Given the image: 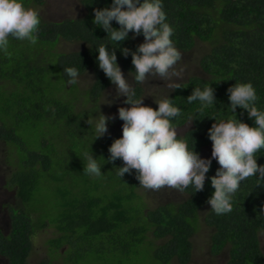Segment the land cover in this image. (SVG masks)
Listing matches in <instances>:
<instances>
[{"label": "trees", "instance_id": "1", "mask_svg": "<svg viewBox=\"0 0 264 264\" xmlns=\"http://www.w3.org/2000/svg\"><path fill=\"white\" fill-rule=\"evenodd\" d=\"M47 1L23 0L35 9ZM111 3L80 0L85 10L80 18L46 21L41 17L36 44L13 40L10 54H0V150L8 152L7 167L1 175L4 190L15 193L16 200V206L3 207L9 214V229L5 231L0 225V257L6 264H35L30 261L34 237L52 226L57 228V235L43 242L51 259L36 264L60 259L62 264H189L203 214L205 225L211 229L212 256L226 253L225 264H264L260 243L264 234V184L257 185L255 177L243 182L234 195L232 212L218 216L209 212L207 203L214 192L210 178L220 167L215 159L202 191L186 189L181 201L157 207L149 205L136 170L122 178L115 174V169L123 166L119 158L102 166V177L83 174L85 151H92L103 163L102 157L107 161L110 155L107 142L122 136L110 131L92 143L86 122L87 113L98 110L100 96L113 86L96 62L95 48L105 42L101 40L107 33L93 23L94 9ZM163 3L175 30L174 43L181 52H190L199 41L212 44L210 52L200 59L204 77H190L183 83L185 88L169 95L182 109L174 126L191 125L179 136L190 146L195 141L201 156L212 144L208 130L215 121L208 117L227 119L233 115L228 106L229 87L251 82L259 97L256 106L264 109V0ZM113 27L119 25L113 22ZM133 35L130 32L121 47L135 51L139 45L136 38L144 37ZM61 42L85 48L62 52ZM116 54L125 72L134 71L131 54L125 57L119 49ZM72 66L80 69L81 76L90 73L94 78L81 107L74 95L76 85H67L63 73L64 67ZM210 86L215 89L216 105L197 114L199 102L189 104L186 98L195 87ZM134 87L137 95H142V85ZM235 114L253 126L246 110L237 107ZM33 129H40L43 138L37 148L30 149L20 133ZM100 145L104 152L97 148ZM257 155V163L264 165V150Z\"/></svg>", "mask_w": 264, "mask_h": 264}, {"label": "clouds", "instance_id": "2", "mask_svg": "<svg viewBox=\"0 0 264 264\" xmlns=\"http://www.w3.org/2000/svg\"><path fill=\"white\" fill-rule=\"evenodd\" d=\"M113 22L119 27H113ZM93 23L107 33L105 39H100L105 42L95 48L98 67L115 86L116 98L126 97L124 103L130 107L118 109V118L123 121L122 136L110 145L108 160L102 157L104 162L100 163L101 157L95 158L92 151H85L83 174L92 178L102 177V166L119 158L123 166L116 168L115 174L122 178L125 173L136 170L140 188H171L181 192L191 189L196 193L204 189L206 174L215 159L220 167L210 178L214 192L207 203L209 212L218 216L232 212L233 197L243 182L255 177L259 181L257 185L264 184V165L257 163V154L264 150V109L256 106L259 97L251 82H236L227 89L228 106L233 115L227 119L208 117L215 121L208 130V138L212 142L211 158H201L195 150V141L190 146L174 126L182 109L169 93L185 88L183 81L187 66L182 63V53L174 43L175 30L168 22L163 0H112L110 6L94 9ZM40 25L39 11L26 6L23 0H0V54H10L13 40L36 44ZM130 32L134 34L133 38L144 37V42L135 51L121 47L129 39ZM117 49L125 57L131 54L134 71L126 73L132 81L125 77L117 63ZM63 73L69 86L78 85L83 76L75 66L64 67ZM153 79L165 82L163 88L168 89L167 94L138 96L134 85H144ZM214 93L212 86L195 87L186 100L189 104L199 102V114L204 108L216 105ZM74 95L83 96L78 88ZM146 95L154 97L157 108L144 105ZM112 103L114 100L104 92L99 98L98 110L87 113L92 143L108 133L109 121L116 118L100 111L101 104ZM237 107L246 110L254 122L253 126L237 119Z\"/></svg>", "mask_w": 264, "mask_h": 264}, {"label": "rangeland", "instance_id": "3", "mask_svg": "<svg viewBox=\"0 0 264 264\" xmlns=\"http://www.w3.org/2000/svg\"><path fill=\"white\" fill-rule=\"evenodd\" d=\"M40 13V16L46 20V21H61L63 19H76L80 18L84 14V8L80 4V0H48L46 5L43 7H40L37 9ZM137 43L141 44L144 42L141 38H136ZM212 44L210 42H197L195 48L191 50L188 53H182V63L187 66L185 76H184V82L188 81L190 77L192 76H199L204 77L203 73L200 69V59L207 55L211 50ZM85 48L81 44H74V43H67V42H61L59 49L62 52H73L77 49H83ZM122 72L124 73L125 77L132 81V78L121 68ZM164 81L159 79H153L150 80L148 83L142 85V95L147 93H158L160 95H166L168 92L167 88H163ZM92 84V78L90 74H85L81 77L80 83L76 85V87L79 89L81 95L83 96H76V100L79 99V106L81 107V104H83V101H86L88 96L87 90L90 88ZM171 91L169 95L172 93ZM86 93V94H85ZM105 94L108 95L109 99L114 100V103L111 105L107 104H101L100 105V111L104 113L107 116H114L116 117L114 120H110L108 123V132L112 131V133L122 134V125L123 121L118 118V109L119 107H130L129 105H126L124 103L126 97H119L116 98V92H115V86H111L105 91ZM71 97H74L72 95H69ZM67 96V97H69ZM144 105L150 106L152 108H157L158 105L154 102V97L152 96H145L143 100ZM99 106L98 103L96 105ZM191 128V125L188 123L183 127L177 128L178 135L184 134L186 131H188ZM20 132V131H19ZM39 130H30L28 134L26 132H21L20 135L23 138H27V145L30 149H35L38 146L39 141L43 138V134ZM41 134V135H40ZM106 136V135H105ZM104 137V136H103ZM104 140V139H103ZM113 140H110L107 142L109 145L113 143ZM101 143V142H100ZM106 144L107 146H109ZM97 148L100 151H105V148L100 146H97ZM99 151V152H100ZM211 152H212V144L207 148L204 149L201 158H211ZM17 154V153H16ZM103 154L100 152L99 155ZM104 155V154H103ZM214 160V159H213ZM10 170L12 167H9ZM8 168V169H9ZM10 172V171H9ZM145 196L147 198V201L149 205L152 207H157L158 205L168 203V202H176L181 201L184 199L185 194H183L181 191H177L175 189L171 188H161L159 190H146ZM3 205V207H14L16 206V200L13 196V193H7L6 191L0 190V206ZM35 206V205H34ZM12 212V210H10ZM8 216L7 211L0 207V223L3 225L2 228L7 231L9 228L8 225ZM200 229L196 233L194 239H193V245H194V254L192 261L189 264H225L227 261L226 259V253L221 254L219 256H212L209 253L210 248V234L211 229L207 227L204 223L203 214L200 215ZM58 233V230L56 227L52 226H46L45 229H42L35 237V248L33 250V254L30 258V261L32 263H38L43 260H48L49 255L51 256V252H49L48 247H46L43 242L45 240H48L54 236H56ZM260 243L261 248L263 249L264 253V234L260 235ZM63 259L53 261L52 264H62ZM0 264H6V261L3 260L0 257ZM173 264H179L178 262H174Z\"/></svg>", "mask_w": 264, "mask_h": 264}, {"label": "flooded vegetation", "instance_id": "4", "mask_svg": "<svg viewBox=\"0 0 264 264\" xmlns=\"http://www.w3.org/2000/svg\"><path fill=\"white\" fill-rule=\"evenodd\" d=\"M6 163H8V152H7L6 149L5 150L3 149V150H0V190H2V191H5L4 188H3L5 180H4L3 176L1 175V172H2V170L4 168V165ZM13 196H15V193H14ZM0 207L3 208V205H1ZM0 225L3 226L1 223H0Z\"/></svg>", "mask_w": 264, "mask_h": 264}]
</instances>
